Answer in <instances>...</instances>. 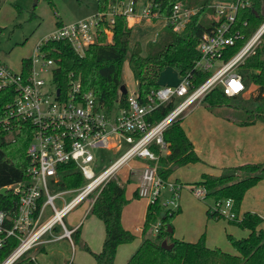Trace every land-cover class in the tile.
<instances>
[{
	"label": "built area",
	"instance_id": "1",
	"mask_svg": "<svg viewBox=\"0 0 264 264\" xmlns=\"http://www.w3.org/2000/svg\"><path fill=\"white\" fill-rule=\"evenodd\" d=\"M248 5V0L211 5L217 24L201 36L197 46L199 59L193 64V72L209 75L205 80L195 83L191 73L178 76L176 84L157 87L144 101L138 99L137 93H127L124 103L117 101L111 107L105 106L96 101L92 91H84L72 75L66 88L61 90L53 81L56 61L48 58L49 52L43 46L65 41L82 56L88 47L98 43L102 32L107 41L111 39L110 29L101 31L99 25L106 21L112 27L118 15L132 25L142 20H161L162 28L168 23L179 33L197 12L181 1L173 5L170 16L163 18L154 0L119 1L88 19L56 27L36 44L27 70L21 67L15 72L0 61V91L12 93L11 101L4 106L5 117L0 120V128L9 132L14 124L23 122L28 125L31 136L26 148L27 179L11 187L18 196L15 214L10 217L0 211V252L9 240L17 241L14 249L0 259V264H16L40 245L62 238L71 240L74 230H68L63 219L90 198L91 208L104 186L111 180L117 181L124 168L128 170L126 181L137 179L135 193L139 199L148 205L159 200L167 211L178 208V197L184 186L164 182L158 175L159 157L169 153L163 132L199 105L214 87H220L228 97L245 92L237 67L264 35V21L235 54L229 59L224 56L243 38L239 32L232 31V25L238 8ZM168 104L172 105L171 110L156 121L157 110ZM96 150L115 158L107 157V164L103 165L104 159L95 154ZM133 162L135 167L131 165ZM68 167L82 176L80 186L71 189L60 186ZM163 190L169 194L165 202H161ZM191 193L197 199L205 197L199 187ZM64 194L74 196L58 209L55 201L61 200ZM46 208L51 212L48 218L44 214ZM212 210L227 220L239 219L229 199L214 203ZM56 226L62 230L59 235L55 234ZM159 228L157 220L153 225L155 235Z\"/></svg>",
	"mask_w": 264,
	"mask_h": 264
},
{
	"label": "trees",
	"instance_id": "2",
	"mask_svg": "<svg viewBox=\"0 0 264 264\" xmlns=\"http://www.w3.org/2000/svg\"><path fill=\"white\" fill-rule=\"evenodd\" d=\"M119 1L123 0H99L96 3V10L106 11L109 6ZM178 1L188 2L189 6L197 10L196 14L190 17L179 33L174 32L172 26L167 23L161 34H158L156 41H153L156 46L148 45L147 50L150 46V51H147L144 57L138 45L130 51L131 28L122 15L115 17L112 27H109L106 21L100 23L101 31L105 28L110 29L111 39L107 41L102 32L98 43L88 47L82 56L65 41L46 43L43 50L49 52L48 58L55 60L57 64L53 73L54 83L64 90L69 76L72 75L80 81L84 91L93 92L97 102L111 107L117 101L124 103L127 97V94L118 93L120 86L123 85L121 73L125 62L131 70L140 101H144L152 90L159 87V77L168 68L175 69L178 76L191 73L195 83L202 82L209 75L193 72V64L199 59L197 46L201 36L211 31L217 24L214 22V11L211 8L214 0H154L158 5L159 16L161 18L170 16L173 5ZM248 2V6L238 8L232 25V31L239 32L243 38L225 54V59L235 54L264 21V0H248ZM61 25V21L56 23V27ZM261 39L254 53L237 67L246 90L253 87L256 94L250 95L245 105L233 110L237 114L223 110L225 104L237 101L238 98L226 96L220 87H214L208 92L199 106L212 115L240 127L258 123L264 125V35ZM151 47L155 50H151ZM29 64L30 58L21 60L23 71L27 70ZM11 99L10 90L0 91V120L5 117L4 106ZM171 108V104L159 108L154 119L157 121L163 118ZM183 119L184 117L178 118L163 132V140L168 146L169 153L159 157L158 175L164 182L170 181L168 178L177 169L202 163L182 128ZM28 131V125L23 122L14 124L9 132L0 128V189H7L5 194H0V211L10 217L14 216L18 201V196L11 187L27 179L29 161L26 148L31 139ZM9 136L10 140L7 138ZM154 150L157 152L155 148ZM218 171V175L203 173L199 182L190 185V190L202 188L205 192L203 199H211L213 204L231 200L232 210L237 216L246 192L264 181V160L260 163L227 167ZM82 182V176L73 167H68L60 186L71 189L80 186ZM124 194L125 187L111 180L104 186L90 208V214L101 220L105 227L102 250L97 254L90 252L95 264H114L118 246L135 239L133 234L121 226V211L127 202L124 200ZM160 211L159 200L147 206L142 227L143 238L126 264H264V234L260 227L263 220L257 214L247 211L239 219L236 217L227 220L228 224L248 232L247 237L237 240L228 235L229 241L237 251L236 255H231L216 247L208 248L204 236L194 243L173 238L171 222L179 213V209L176 212L168 210L160 213ZM206 216L208 219L221 217L212 210V207L206 210ZM157 220L160 221V228L155 237L150 239L143 236ZM6 224L8 225L7 222ZM78 233L75 232L71 236L75 243H79ZM16 245V240H9L0 252V259H4ZM83 248L89 251L86 246ZM35 262V259L32 260V257L26 255L16 264H35Z\"/></svg>",
	"mask_w": 264,
	"mask_h": 264
},
{
	"label": "rangeland",
	"instance_id": "3",
	"mask_svg": "<svg viewBox=\"0 0 264 264\" xmlns=\"http://www.w3.org/2000/svg\"><path fill=\"white\" fill-rule=\"evenodd\" d=\"M234 1L235 0H214L212 5H229ZM184 4L187 7L193 8V6L188 5V2H185ZM96 5L95 0H38L36 5H34V0H0V61L11 70L19 72L21 70V60L24 58H31L36 44L55 29L57 22L61 21L64 24H68L74 21L88 19L97 13ZM127 23L131 28V36L129 40L130 51L133 50L135 45H138L141 48V55L144 57L147 54V51H150V46L147 50L148 45L152 44L153 47L156 46L153 41H156L158 34H161L160 32L163 30L162 21L148 22L142 20L140 22H134L133 25L130 22ZM261 41L262 39L260 38L248 56L254 53ZM151 50L155 49L151 47ZM248 56L246 58H248ZM217 65H219V63H217ZM177 76L178 74L175 69L168 68L161 73L158 84L159 86H167V84L164 83L176 80ZM121 77L127 93H136L137 86L127 62L123 64ZM255 94L256 92H254V88L251 87L249 90H245L242 95L237 96V101H230L228 104H225L226 106H224L223 110L237 114L233 110L245 105V101H247L248 97ZM194 110L184 117V120L182 121L184 127L188 122V119H191V124L195 125V118L192 115ZM7 138L10 140L11 137L9 136ZM95 154L103 157L105 162L103 165L107 164V157L110 156V158H115V156L111 157L108 152L103 150H96ZM131 165L135 167L134 162ZM191 168L193 167H183L176 173V176H173L171 179L170 177L168 178L172 182L177 180L184 186L178 197V204L180 207L178 208L179 213L171 222L173 238L187 241V239L199 240L201 236H204L205 244L209 243L213 248L216 247L222 252L236 255L237 251L229 241L228 235L237 240L247 237L248 232L241 230L234 225L228 224L227 219L224 217H217L215 219L207 218L206 210L213 206V201L211 199H197L191 193L190 185L199 182L202 175L193 172ZM127 174L128 170L127 168H124L118 174L117 179L119 184L125 187V201H127L126 199H129L131 188H133L136 183L134 179L128 180L129 183L126 182V179L121 180L122 175L125 176ZM127 183L129 185H127ZM73 196L74 194L62 195L61 200L59 199L55 201L56 208L59 209L64 202L70 201ZM167 199H169V194L167 191L163 190L161 194V202H165ZM247 199V203L244 205L245 210H243V212L248 211L256 213L263 220L260 227L264 234V181L259 182V184L247 193ZM86 201L90 203L91 198ZM178 209H173L172 211L176 212ZM85 210H87L86 203L80 204L74 208L63 219L65 226L70 228V219L78 217L83 214ZM145 210L146 204L144 199H131L130 202H125L121 211L122 228L131 234L136 233V227H143ZM166 211L167 210L161 206L160 213ZM44 214L46 218L51 215L49 208L44 210ZM240 215H242V213L238 215L239 218L241 217ZM155 223H153V225ZM153 225L149 227L143 236L150 239L155 237ZM61 233L62 230L59 226H56L55 234L59 235ZM136 236V241L138 242L141 234L136 233ZM135 239L130 243H133ZM164 242L166 243L165 240ZM63 244L66 243L63 242ZM51 246L52 245L46 246V251L48 253L46 257H43L44 253L34 251V249L39 248L40 246L34 248L29 253V256L33 259H37V261L35 260V264H48L49 261L51 264H66L68 261L71 262V252L69 247L65 248L64 245H62L63 248L58 252H55L52 251L53 247Z\"/></svg>",
	"mask_w": 264,
	"mask_h": 264
},
{
	"label": "crops",
	"instance_id": "4",
	"mask_svg": "<svg viewBox=\"0 0 264 264\" xmlns=\"http://www.w3.org/2000/svg\"><path fill=\"white\" fill-rule=\"evenodd\" d=\"M177 81L178 76L176 80H171L164 84L174 85L177 83ZM197 107H199V105L192 109H195L194 112H192V115L195 118V125L191 124V119L187 120L188 122L186 123L185 127L183 126V122L181 125L187 138L192 143L194 151L202 160V163H198L196 165H188L184 168L193 167L191 169L196 173H210L213 175H218V170L222 168L236 167L251 163H260L264 160V125L258 123L252 126L240 127L230 121L212 115L201 106L199 108ZM182 168L177 169L170 176V179L173 176H176V173ZM125 179L126 175H122L121 180ZM130 179H134L136 183L134 187L131 188L129 199H126L127 202H130L131 199L141 200L135 193L137 187V179L135 177ZM128 183L127 185H129ZM251 189H249L244 196L239 214H243L245 212H243V210H245L244 205H246V201L248 200L247 193ZM84 203L87 204V210H85V212L78 217L70 219V228H67L65 226L68 230H74L73 233L79 232V243H75L72 238L71 240L62 238L40 245V247L34 249V251L38 253H44L43 257H46L48 255L46 251L47 245H52V251L55 252L61 250L63 248L62 245H64L65 248L69 247L71 252V262L68 261L66 264H95V259L90 254V252L97 254L102 250L105 238V227L101 220L90 214V203H88V201ZM145 204L147 209V201H145ZM178 208L180 207L178 206ZM135 232L141 234L139 241H136V233H132L133 235L135 234V241L133 243L121 244L118 246L114 264H126L131 255L139 247L141 239L143 238L142 227H136ZM48 239L51 238L48 237ZM196 241L198 240L187 239L186 242L194 243ZM63 242H65L66 244H63ZM83 246H86L89 251H85ZM206 246L208 248H213V246L209 243L206 244ZM35 260L37 261V259ZM48 264H51L50 261L48 262Z\"/></svg>",
	"mask_w": 264,
	"mask_h": 264
},
{
	"label": "water",
	"instance_id": "5",
	"mask_svg": "<svg viewBox=\"0 0 264 264\" xmlns=\"http://www.w3.org/2000/svg\"><path fill=\"white\" fill-rule=\"evenodd\" d=\"M37 1H38V0H34V5H36ZM119 92H120V94H127V90H126V88H125L124 85H121V86H120V88H119ZM6 191H7L6 188H2V189H0V194H5ZM168 230H169V231H172L170 228H168Z\"/></svg>",
	"mask_w": 264,
	"mask_h": 264
}]
</instances>
